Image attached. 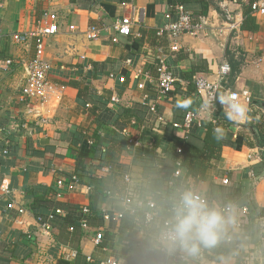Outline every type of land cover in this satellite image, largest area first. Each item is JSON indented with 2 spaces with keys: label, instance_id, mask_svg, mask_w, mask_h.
<instances>
[{
  "label": "crops",
  "instance_id": "1",
  "mask_svg": "<svg viewBox=\"0 0 264 264\" xmlns=\"http://www.w3.org/2000/svg\"><path fill=\"white\" fill-rule=\"evenodd\" d=\"M180 1L0 0L3 5L0 8V188L6 186L10 191L9 196H0V264H61L62 261L100 264L110 258L129 264L125 259L129 253L139 254V264H164L160 261L163 254L158 250L157 223L148 227V233L138 223L131 231L123 232L121 222L106 223L103 215L127 211L119 196L125 186L124 176L129 175L138 195L137 202L153 201L157 204L156 216L170 218L172 211L165 209V195L178 166L182 176L176 181V189L194 190L208 202L221 205L226 204L225 192H235L227 197V204L243 207L250 213L249 222L241 231L230 227L215 247L202 248L195 262L243 264L241 257L254 255L257 261L253 264H264V229L259 222L264 218L259 212L264 209V146L235 149L240 134L252 138L245 126L252 114L259 112L258 105L264 104V17L256 18L251 13L253 23L248 22L249 28L244 29L245 13L253 0H182L194 17L207 19L212 28L201 38L182 36L177 42L180 51L172 52L169 42L156 34L171 22L166 15L176 14L175 7ZM133 8L143 13L142 23L136 28L140 37L117 36L114 40L113 31L95 42L86 37L90 26L111 28L118 19L129 17ZM48 13L58 16L59 34L44 42V58L53 66L49 77L56 93L54 100L45 106L46 121L38 122L22 100L26 81L21 66V60L35 57L36 42L33 39L26 49L14 45L10 38L15 33L33 32ZM239 18H242L239 31L220 33L221 26ZM70 26H75V32H70ZM131 40L139 42L138 49L129 47ZM164 55L170 70L180 80L182 75L196 69L194 80L201 77L221 83L223 94L248 90L252 95L253 104L243 103L246 113L242 119L219 126L215 115L222 114L228 119L229 111L228 105L221 102L219 114L216 106L211 108L201 115L202 128L191 131L199 129L203 133L213 118L219 128L216 131L224 142L217 165L221 175L213 176L211 181L197 182L183 170L181 156L174 164L168 155L174 131L172 123L183 122L187 112H196L203 105L195 86L191 88L181 80L169 96L158 102V114L165 122H158L149 111L148 104L158 96L157 61ZM8 59L15 61L11 68L5 64ZM126 59H132L135 66L152 76L144 91L130 77ZM93 63L100 68L97 79L91 77ZM224 64L230 66L231 72L222 79L219 71ZM112 72L117 74L116 78L110 77ZM121 77L125 79L123 82ZM72 81H82L89 88L88 94L81 95L78 88L69 85ZM92 101L103 102L99 105L98 121L108 123V129L126 142L129 138L137 140L136 148L152 151L156 137L160 139L155 153L158 174H152L155 165L151 158L146 155L135 158L128 148L118 163L88 160L87 171L92 177L83 178L84 183L70 184L78 150L70 143L73 133L83 132L92 140L95 133L100 134L105 145L102 151L110 141L109 134L99 127L89 110ZM185 103L186 107L178 106ZM124 109L130 111L127 116ZM174 132L181 137L185 135L182 130ZM5 150L9 155H3ZM61 179L67 185L63 190L58 188ZM107 192H113L116 197H107ZM43 193L44 207L38 209L42 215L37 216L31 211L32 205ZM57 193H62V198L57 199ZM11 202H15L16 208H7ZM84 207L91 211L88 229L78 227L77 232H70L64 222H72ZM18 208H23L25 214H19ZM54 209L69 214L54 221L53 233L46 236L38 228L36 218L47 216ZM238 214L235 213L236 218ZM75 225L78 226L77 222ZM97 231L104 234L100 247L94 243ZM229 232L235 233L234 244L226 241ZM72 252H77L76 257L71 256ZM89 258L94 262H89Z\"/></svg>",
  "mask_w": 264,
  "mask_h": 264
},
{
  "label": "built area",
  "instance_id": "2",
  "mask_svg": "<svg viewBox=\"0 0 264 264\" xmlns=\"http://www.w3.org/2000/svg\"><path fill=\"white\" fill-rule=\"evenodd\" d=\"M2 4H0V8H2ZM250 8L252 15L254 17H264V0H253L250 2ZM176 14H167L166 18L171 22L166 25L162 30L158 31L157 36L161 38H165L169 42V49L172 52L180 51V48L177 44L178 39L184 35H190L196 38H201L202 36H206L209 32V29L212 28L209 25L208 20L204 18H196L194 17L182 4H178L175 7ZM143 13L137 12L135 8L132 9L129 17H123L118 19L111 28H100L98 26H90L86 32V37L91 42L99 41L104 34L110 33V31L114 32L113 39L117 36L119 37H140L139 31L136 30L142 23ZM176 19L174 20V17ZM242 25V18H239L238 21H234L233 23H227L221 26L220 33H226L227 31H239ZM70 32H75V26H70ZM214 30V29H213ZM59 34V26H58V16L53 13H48L45 15L44 19L41 20L37 28L30 33H15L11 36V41L16 46H21L24 48H29L31 46V41L34 39L36 54L32 59H23L21 60V66H23L25 71V81L26 85L22 91V100L25 104H27L28 110L32 113L33 116L36 117L38 122H45V109L46 104L50 101L54 100L56 93V86L50 80V73L53 69V66L50 62L46 61L44 58V42L46 39L56 36ZM168 58L164 55L160 57L157 61L156 65V73H157V84H158V96L156 100L152 103L148 104L149 111L152 115L155 116L158 122H165V118L158 114L157 104L159 101L164 100L174 89V86L181 82L179 78H177L173 72L170 70L168 66ZM7 68H11L15 61L13 59H8L5 61ZM125 65L128 67L130 77L134 81L138 82V89L145 90L147 83L153 80L152 76L146 72L143 68H139L134 65V61L132 59H127L125 61ZM231 72V68L228 64H224L220 71L219 75L222 79H225L229 76ZM110 77L116 78V75L111 74ZM125 79L121 77V81L123 82ZM194 86L196 90V95L198 98L202 100V106L199 110L189 111L185 114L183 122L181 123H173V128L177 131H184L185 133H190L194 128H202L201 115L203 113L208 112L211 108L215 107V104L220 101L221 96L225 97H234L239 103L243 104H253V98L248 90H243L241 92H225L223 94V88L221 83H215L208 81L205 78H197L194 80ZM64 90V87H62ZM114 101L117 102L116 99ZM210 122L216 125V121L210 119ZM219 131V128H216ZM123 133H126L125 131ZM94 140L90 139L89 144L92 145ZM128 144L130 147L136 148L138 145V141L129 138ZM180 153L181 150L178 149ZM3 155H9V151H3ZM182 176L181 168L175 170L173 174V180L169 181L168 187L176 188V181L179 180ZM79 183V178L76 175H73L70 178V184ZM125 186L132 185V180L129 175L124 176ZM67 187L66 181L61 179L58 181V188L63 190ZM178 193L182 192L179 189H176ZM10 191L6 186H2L0 188V196H9ZM201 195V194H200ZM62 193H57L56 198H62ZM107 197H116V194L113 192H107ZM204 197L203 195H201ZM121 202L125 205V208L132 212L135 210H140L144 213L145 220L147 223H151L156 216L157 204L153 201H144L138 203V208H134L131 205L129 199L124 196H119ZM205 198V197H204ZM206 199V198H205ZM207 200V199H206ZM7 208L14 209L16 208L15 202H11L8 204ZM235 213H239L238 217L235 220V224L233 225L234 230L241 231L246 224L249 222V211L245 208H237L234 206ZM19 214H25V210L23 208H18ZM82 213L85 216L90 214V209L88 207H84L82 209ZM68 215V212L62 209H54L47 216H39L36 218L37 226L40 228L42 233L46 236H50L54 231L53 223L59 217H65ZM124 217V213L119 212H109L103 215V218L106 223L110 222H120ZM170 218H167L164 222V226L166 222ZM259 222L261 224V228L264 229V218H260ZM78 227L82 229H88V222L84 219L77 221ZM76 225L70 226L69 231L74 232L76 229ZM164 228V227H163ZM162 232V231H161ZM234 234L232 232L228 233L227 243L234 244ZM161 233L158 238L159 253L163 254L167 261L170 263H188L190 258L189 256L182 252L180 248H175L170 250L160 239ZM104 240V234L102 231H97L96 237L94 240L95 246L100 247ZM77 252H72L71 256L76 257ZM243 264H253L257 261V258L254 255H246L241 257ZM89 262H94L92 258L88 259ZM167 262V263H168ZM164 263V264H167ZM100 264H120V261L117 259H107Z\"/></svg>",
  "mask_w": 264,
  "mask_h": 264
},
{
  "label": "trees",
  "instance_id": "3",
  "mask_svg": "<svg viewBox=\"0 0 264 264\" xmlns=\"http://www.w3.org/2000/svg\"><path fill=\"white\" fill-rule=\"evenodd\" d=\"M178 4L184 5V2L181 0ZM251 8L249 5L248 12L245 13L246 19L244 21L245 26L244 29L249 28L248 22L253 23L254 18L251 17ZM254 30H256L254 28ZM158 33V32H157ZM157 36V34H156ZM158 37V36H157ZM159 39H165L158 37ZM166 40V39H165ZM131 45L129 47L133 49L139 48V42L136 40H131ZM166 43L168 41L166 40ZM169 46V44H168ZM127 60V59H126ZM125 60V61H126ZM99 67L97 64L93 63V69L91 71V77L93 79H97L99 76ZM124 73V72H123ZM112 74L117 75L116 73L112 72ZM196 75V69L193 72H190L188 74H184L181 76V80L186 81L189 84V87L194 86V76ZM82 82V81H81ZM80 81H72L69 83V85L78 88L79 92H81V95L83 93L88 94L89 88L85 86ZM171 94V93H170ZM169 94V95H170ZM168 95V96H169ZM93 105L92 108L89 110L91 111L92 115L96 118L98 115V112L100 111L99 105L103 102H96L92 101ZM103 105V104H102ZM106 105V104H104ZM259 109L257 113H253L251 116V121L245 126V128L250 133V136L252 138H249V136L240 134L237 137L235 149L240 151L244 146L249 148H254L257 146H264V104L258 105ZM107 111V108L104 109ZM101 110V111H104ZM128 109L123 110V114L127 116L129 114ZM215 118L219 120L218 123L219 126L223 127L224 124L230 125L231 122L226 117H223L221 114L220 116H216ZM97 119V118H96ZM99 127L103 129L107 134L110 136L109 144L106 145L105 151L101 150L102 145H104V141L101 138L100 134L95 133L93 135L94 143L92 145L89 144L90 138L87 136V134H84L83 132H74L71 137V145H75L77 147L76 151V171L75 174L79 178V183H84L83 178H91V174L87 171V161L88 160H101L104 163H118L120 160L121 155L128 150V148L131 150L133 155L136 157L141 156H148L152 159V163L155 165V158H156V150L158 147V142L160 139L156 137L157 143L153 146L152 151L145 150V149H138L134 147H130L128 142L125 141V139L121 138L118 134L110 131L107 127L108 123L103 122V120L98 121ZM103 122V123H102ZM218 126L209 123L206 130L202 133L199 129L194 130L195 132L185 133V135L178 136L175 134L174 131H176L172 128L174 131L171 133L173 134L170 138L171 147L168 150V155L172 162L174 164L178 163L179 157L181 156L183 158L182 168L183 170L187 171L197 182H208L213 179V176L215 175H221V172L218 170L217 165L219 161L221 160L224 142L222 138L220 137L219 133L216 131V128ZM178 149L181 150V152H178ZM158 169V164L154 166V171L152 174L156 175ZM176 186H178L176 184ZM228 190V189H227ZM230 191V190H229ZM235 193V192H234ZM233 192H225L223 194L224 199V205H227V197L234 194ZM121 196L126 197L130 200L131 205L136 209L138 208V202H137V192L136 189H134V186H124L123 193ZM177 196L176 188H169L166 189V195H165V201H166V210L172 211V206L175 201V198ZM43 203H45V193L41 194V196H38L35 200V202L32 205L31 211L38 215H42L38 212V209L43 206ZM243 208V207H242ZM83 209V208H82ZM82 209L79 211V216L75 219H73L72 222L67 221L64 222V226H67L69 229L70 226L75 225V223L79 220H86L88 219V216L83 215ZM260 215L264 217V209L260 210ZM69 214V212H68ZM166 219H160L159 216H155L154 220L151 223H147L145 220L144 213L140 210H135L134 212L128 210L124 212V217L120 221L122 223L123 232L131 231L133 228L137 226V223L140 224L143 228L148 231V227L155 223L158 225V237L163 230L164 222ZM64 226H61L62 229ZM78 226L75 229V232H77ZM144 229V230H145ZM158 240V238H157ZM182 250V249H181ZM137 253H129V256H126L125 259L128 261L129 264H139V258ZM190 260L188 263H170L167 261L166 257L164 255H160V261L167 264H197L196 261V255L195 256H189ZM61 264H69L68 262L62 261ZM86 264H89L86 262Z\"/></svg>",
  "mask_w": 264,
  "mask_h": 264
},
{
  "label": "clouds",
  "instance_id": "4",
  "mask_svg": "<svg viewBox=\"0 0 264 264\" xmlns=\"http://www.w3.org/2000/svg\"><path fill=\"white\" fill-rule=\"evenodd\" d=\"M227 104L229 120L242 119L246 106L234 97L221 96ZM186 107L187 104H179ZM235 209L231 204L210 203L194 190L177 194L170 219L166 222L160 239L170 249L180 248L191 256L202 248L215 247L235 224Z\"/></svg>",
  "mask_w": 264,
  "mask_h": 264
},
{
  "label": "water",
  "instance_id": "5",
  "mask_svg": "<svg viewBox=\"0 0 264 264\" xmlns=\"http://www.w3.org/2000/svg\"><path fill=\"white\" fill-rule=\"evenodd\" d=\"M215 106L218 108V114L222 111V105H221V102L218 101Z\"/></svg>",
  "mask_w": 264,
  "mask_h": 264
}]
</instances>
